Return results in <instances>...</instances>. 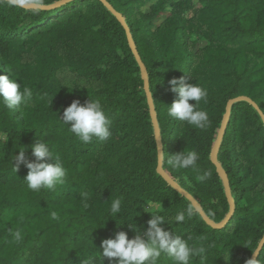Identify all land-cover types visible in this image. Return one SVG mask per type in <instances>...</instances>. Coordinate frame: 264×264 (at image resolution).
Listing matches in <instances>:
<instances>
[{"label":"trees","instance_id":"trees-1","mask_svg":"<svg viewBox=\"0 0 264 264\" xmlns=\"http://www.w3.org/2000/svg\"><path fill=\"white\" fill-rule=\"evenodd\" d=\"M44 3L33 11L0 0V75L32 92L19 108L0 103V264H103V240L120 231L133 239L130 227L147 231L150 213L137 214L146 204H161L165 231L205 248L190 264H246L264 237V0ZM126 30L145 69L165 155L161 169L188 197L157 171L143 73ZM181 78L207 90L198 105L209 116L204 129L167 115L177 98L169 81ZM238 98L244 99L230 106L218 171L211 155L227 105ZM89 99H99L110 120L107 141L83 144L62 123L64 109ZM37 140L66 169L55 189L30 190L27 168L14 161L24 148L34 162ZM182 150L198 153L197 169L168 165ZM205 171L210 178L198 182ZM118 196L119 216L110 211ZM178 212L183 222L174 221ZM256 260L264 264V246ZM157 264L175 262L162 254Z\"/></svg>","mask_w":264,"mask_h":264},{"label":"clouds","instance_id":"clouds-1","mask_svg":"<svg viewBox=\"0 0 264 264\" xmlns=\"http://www.w3.org/2000/svg\"><path fill=\"white\" fill-rule=\"evenodd\" d=\"M14 7L40 11L46 7L44 0H8ZM10 75V74H9ZM171 91L176 94V99L170 107L167 108V115L175 120L187 122L196 128L204 129L209 124L207 111L198 109V105L205 100L207 90L195 83L186 84L181 79H172L169 81ZM32 96L29 88L25 87L21 91V85L17 80L8 76L0 75V103L7 108H19L26 105ZM190 101L194 103H189ZM61 121V120H60ZM62 123L68 125V130L83 144H89L94 139L107 141L112 137L110 131V120L99 99H89L84 105L78 100L73 101L63 111ZM19 150V154L14 157L17 166L24 164L27 168V175L24 181L27 187L39 192L42 189H55L57 185L64 183L66 169L59 157H54L46 142L38 141L32 146L31 152L35 157L34 162H28L25 158V149ZM164 157V154L157 155ZM199 155L194 150H182L181 152L168 157L167 163L172 168L178 169H197ZM51 161V162H49ZM17 171L16 167H13ZM211 176L210 172H203L196 177L198 182H205ZM123 198L116 197L111 202V213L119 214L122 212ZM147 209L152 208L150 219L148 220L147 231L140 235L138 229H132L137 232L133 239H129L123 231L118 232L114 238L105 239L100 245V259H107L109 264H157L162 254L169 257L175 264H190L191 258L197 252L204 253L205 248L198 249L191 246L187 240L180 235H174L172 232L165 231L160 225L165 223V218L160 214L161 204H146ZM191 210H189L190 212ZM52 219H58L55 211L51 212ZM185 220L184 212H178L175 222ZM20 233H16L19 238ZM259 251V249H257ZM255 253V252H254ZM85 264L87 262L85 261ZM246 264H258V260L249 259Z\"/></svg>","mask_w":264,"mask_h":264},{"label":"water","instance_id":"water-1","mask_svg":"<svg viewBox=\"0 0 264 264\" xmlns=\"http://www.w3.org/2000/svg\"><path fill=\"white\" fill-rule=\"evenodd\" d=\"M107 7L112 11V13H114V15L118 18V20L120 21L121 25L125 28V24L122 20V18L106 3ZM126 33H127V37H128V42L131 46V49L133 50L134 54H135V57L136 59L138 60L139 64H140V67H141V70H142V73H143V80H144V89L147 93V98H148V104H149V109H150V116H151V119H152V122H153V125H154V129H155V135H156V140H157V148H158V155L159 154H162V151H161V144H160V139H159V131H158V126H157V123H156V120H155V113H154V108H153V104H152V100H151V97H150V93L148 91V86H147V79H146V73H145V69H144V66L143 64L141 63V60L138 56V53L136 52L133 44H132V41L130 39V37L128 36V32L126 30ZM244 98H238V99H235V100H232L228 103L227 105V108H226V113L224 115V119H223V122H222V126H221V129H220V132H219V135H218V138H217V141H216V145H215V148H214V151L211 155V161L212 163L216 166L217 170L220 171V167L219 165L217 164L216 162V156H217V153H218V149H219V146H220V142H221V139H222V136H223V133H224V130H225V127L227 125V122H228V118H229V111H230V106L235 102V101H238V100H242ZM247 100V99H245ZM263 120H264V117H263ZM161 164H162V157H159L158 156V167H157V171L160 175H162V177L168 181V183L172 186H174L179 192H181L182 194L186 195L188 197V195L186 193H184L183 191H181L168 177H166V175L163 173L162 169H161ZM224 181H225V187L226 189H228V186H227V182H226V178L224 176ZM228 199H229V203H230V206L231 208L233 209V205H232V202L228 196ZM195 207L197 209V211L202 215V217L204 218L200 208L198 207V205L195 204ZM231 218V215L221 224L219 225L217 228H222L226 225V223L230 220ZM264 246V237L260 243V245L258 246L257 249H259V251L256 250V252L254 253L253 257L251 259H255L258 257L260 251L262 250Z\"/></svg>","mask_w":264,"mask_h":264},{"label":"rangeland","instance_id":"rangeland-1","mask_svg":"<svg viewBox=\"0 0 264 264\" xmlns=\"http://www.w3.org/2000/svg\"><path fill=\"white\" fill-rule=\"evenodd\" d=\"M151 4H152V3H148V4H146V5L143 7L142 11L147 12V11L149 10ZM163 17H164V16H162L160 19H163ZM150 205H152V204H150ZM152 210H153V209H152L151 207L147 209V205H144V206L138 208V210H137V214H138V215H141L142 213H150ZM160 210H161V209H160Z\"/></svg>","mask_w":264,"mask_h":264}]
</instances>
